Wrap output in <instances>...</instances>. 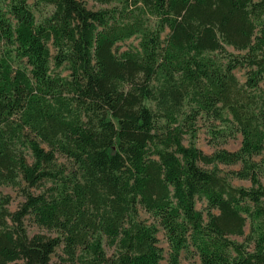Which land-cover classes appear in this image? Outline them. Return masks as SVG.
I'll list each match as a JSON object with an SVG mask.
<instances>
[{"label":"trees","instance_id":"obj_1","mask_svg":"<svg viewBox=\"0 0 264 264\" xmlns=\"http://www.w3.org/2000/svg\"><path fill=\"white\" fill-rule=\"evenodd\" d=\"M91 1L0 0V264H264V0Z\"/></svg>","mask_w":264,"mask_h":264},{"label":"rangeland","instance_id":"obj_2","mask_svg":"<svg viewBox=\"0 0 264 264\" xmlns=\"http://www.w3.org/2000/svg\"><path fill=\"white\" fill-rule=\"evenodd\" d=\"M82 1H84L86 3V5L89 9L96 10L100 7V5L92 2L91 0H82ZM136 45H137V40L131 39L129 41H126V42L120 44L119 48L121 50H124V49L130 48L132 46H136ZM227 49L230 52H233V50L231 48H227ZM234 73H235L236 77L238 78V80L240 81V83H243L245 81V71L244 70L237 69ZM67 74H68V72H66V71L62 72L63 76H66ZM260 86L264 90V82H262ZM197 124H198V131H197V138L195 140V146L198 149H200L204 154L212 155L216 151L222 150V149H225V150L230 151V152L237 151L239 149L240 141H241V137L239 135L235 139L229 140L225 145H222L220 147H215V146H212L208 143L209 138H208V134L206 132V125L204 124V122L202 120H199ZM185 144H187V141H185ZM260 158L261 157H257L254 160L258 162L260 160ZM60 161L64 162V159H60ZM200 166L204 169H213L214 166H216V169L219 172V174L227 177L230 184L234 187L249 188L251 186V183L249 180L240 179L238 177L232 176L231 173L237 172L241 169L240 164L230 165V166L223 165V164H215L214 166H212V165L206 166V165L200 163ZM260 179H261V182L264 183V174H261ZM0 191L3 194H8L11 196L12 202H11V205L9 206V209L11 211L15 210L17 208V206L23 200L16 188L1 187ZM35 192H38V191H35ZM205 207H206L205 202L197 201L196 208L198 210L202 211L204 216L206 214ZM140 218L142 220H146L147 222H152V218L149 217V215L143 211H141V213H140ZM25 224H26V228H27L29 235H33L35 233H43V234H46L49 236H56V233L49 232V231L42 229V228H38L37 226L32 224L30 221H26ZM246 233H248V227H246ZM157 237H158V241H159L158 246L161 247L162 255H163V259L160 262V264H169V246H168V243L164 237L162 230L159 231ZM234 239L237 241L243 240L242 238H237V237H234ZM106 251L108 254H111L110 249L106 248ZM61 255H62L61 247H59L56 250L55 254L51 256L52 264H63L59 258ZM180 264H200L198 255L193 250V248L190 247L189 250L181 252Z\"/></svg>","mask_w":264,"mask_h":264}]
</instances>
